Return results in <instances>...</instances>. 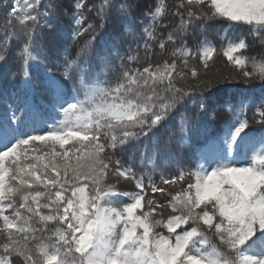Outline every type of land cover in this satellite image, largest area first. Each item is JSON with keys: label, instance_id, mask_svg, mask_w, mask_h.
<instances>
[{"label": "snow or ice", "instance_id": "snow-or-ice-1", "mask_svg": "<svg viewBox=\"0 0 264 264\" xmlns=\"http://www.w3.org/2000/svg\"><path fill=\"white\" fill-rule=\"evenodd\" d=\"M10 61L0 264H264V0H0Z\"/></svg>", "mask_w": 264, "mask_h": 264}, {"label": "trees", "instance_id": "trees-1", "mask_svg": "<svg viewBox=\"0 0 264 264\" xmlns=\"http://www.w3.org/2000/svg\"><path fill=\"white\" fill-rule=\"evenodd\" d=\"M152 0H139V3L141 5V8L147 6L149 3H151ZM139 11V10H138ZM138 14V13H137ZM65 24H67V21H65ZM130 27H136L138 28L139 25H130ZM226 26L222 25L221 23H214L213 25H211L207 31V35H209L210 38H216L220 33L225 31ZM107 31H111V26L109 27V29H107ZM124 31L123 27L120 28V32L122 33ZM245 30L243 29H232L231 32L229 33V35H240L242 32H244ZM118 35L120 33H117ZM188 42L189 44L193 43V39L192 37L188 38ZM217 44L220 43L219 40L216 41ZM70 43V42H69ZM71 50L74 52L75 51V46L71 45ZM252 54H255V50L253 51ZM55 70V69H54ZM15 71V64L12 63L11 61L9 62V64L7 65V67H3L0 66V89H2L5 85H7L9 87V90H11V86L13 84L16 83V81H13L11 79V73ZM5 72H7L8 77L7 80L4 79V74ZM234 72L232 66L230 64L227 63L226 59L222 56V55H217L216 59H215V63L210 67V69L206 72V73H201V78L204 80H216L221 76L224 75H228V74H232ZM57 75H59V72H56ZM190 83H192L193 85L195 84V81H190ZM258 83V81H253L252 85L255 86ZM257 94H259V90L257 89ZM222 99V97H220ZM40 103H44L43 99H40ZM3 109V100L0 99V110ZM248 116L249 118H251L252 116V111L249 110L248 112ZM222 127V121L221 120H217L213 123V127L209 129V131H213L215 130L216 132H219V130ZM254 127H258L257 125H254ZM166 175H175L176 174V167L174 164H171L168 168L164 169ZM157 180H159V177L157 176ZM120 188L122 191H131L132 188L131 186L128 185H120ZM180 185L177 184L175 186H170L169 190L170 191H177L179 190ZM159 195V194H157Z\"/></svg>", "mask_w": 264, "mask_h": 264}]
</instances>
